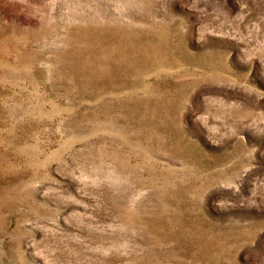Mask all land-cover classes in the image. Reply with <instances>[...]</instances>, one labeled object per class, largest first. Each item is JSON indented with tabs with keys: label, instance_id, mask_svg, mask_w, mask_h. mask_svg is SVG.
Returning <instances> with one entry per match:
<instances>
[{
	"label": "rangeland",
	"instance_id": "374dc122",
	"mask_svg": "<svg viewBox=\"0 0 264 264\" xmlns=\"http://www.w3.org/2000/svg\"><path fill=\"white\" fill-rule=\"evenodd\" d=\"M0 264H264V0H0Z\"/></svg>",
	"mask_w": 264,
	"mask_h": 264
}]
</instances>
